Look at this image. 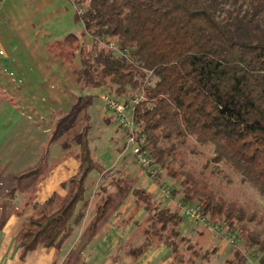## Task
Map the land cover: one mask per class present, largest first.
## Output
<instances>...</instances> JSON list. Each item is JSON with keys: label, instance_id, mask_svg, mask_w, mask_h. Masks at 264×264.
I'll use <instances>...</instances> for the list:
<instances>
[{"label": "trees", "instance_id": "trees-1", "mask_svg": "<svg viewBox=\"0 0 264 264\" xmlns=\"http://www.w3.org/2000/svg\"><path fill=\"white\" fill-rule=\"evenodd\" d=\"M72 2L84 32L50 45V54L68 66L79 59L72 70L82 92L102 89L118 101L142 96L134 123L137 138L158 170L156 181L170 184L174 200L197 207L211 224L222 225L224 235L232 233L243 240L247 252L264 264V230L251 228L263 221L256 211L226 198L212 181L226 168L264 200V0ZM86 36L92 45L87 51L81 46ZM91 101L90 96H80L70 112L56 120L50 146L85 108L87 122L76 139L80 166L63 184L64 197L55 194L33 206L35 214L17 238L23 256L38 248L60 250L86 219L95 193L99 201L90 228L94 233L114 205L113 196L105 192L113 188L120 195L126 189V176L111 179L121 174L119 168L108 173L95 192L88 187L97 160L91 148ZM200 147L211 148L212 156L202 170H196L188 158ZM132 197L135 211L147 214V225L129 257L136 261L150 247L163 244L174 264H197L199 257L204 264L211 263L217 249L200 256L198 243L179 231L183 222L179 211L156 201L144 188H134ZM179 243L188 247L181 249ZM184 252L190 253L187 260L180 256ZM234 257L235 264L249 262L240 251Z\"/></svg>", "mask_w": 264, "mask_h": 264}, {"label": "rangeland", "instance_id": "rangeland-1", "mask_svg": "<svg viewBox=\"0 0 264 264\" xmlns=\"http://www.w3.org/2000/svg\"><path fill=\"white\" fill-rule=\"evenodd\" d=\"M77 11L78 9L73 4L72 0H0V175L14 159L18 160L13 162L12 166L9 168L13 170L12 172L20 173L24 167H26L25 169H27V171L32 170L33 166H31V164L36 160L35 158L37 155L32 157L31 152L40 151L39 155H41V151H47L46 148L44 149V144L46 143V139L44 138L47 136L44 132L55 130V120L70 112L72 106L77 102L80 96H90L92 100V107L88 112L91 114V124L94 126V130L91 132V143L92 147L97 149V151H95L97 168L89 177L88 184L90 186L97 180L101 172L106 171L107 168L116 166L119 157L118 151L127 144L125 132L114 122L113 115L104 105L102 96L105 94V91L102 89H93L82 92L76 85L74 73H72L71 76L72 86L67 85V94L71 102H67L62 110L57 111L50 110L51 107L48 106H52V104L39 105V107L35 109L41 114V119H45V123L41 124L43 129L40 137L41 139H33L34 136L38 135L32 134L22 139V135L17 133L19 129V120L24 113L26 115L28 112V110L23 107L19 96L24 97L31 95L33 93L30 91L31 87L35 89L41 87L39 89L42 90L40 91L41 94H46V92H43L44 89L39 82L42 80L41 70L48 67L47 63L50 60L49 55H51L49 52L50 45L59 40H63L71 33L81 35L84 32L83 22L77 19ZM84 41L85 45L81 44V46L87 51L92 46L89 36L84 37ZM76 66H79V59L76 64L73 66L69 65L68 67L73 69ZM59 88L60 87H58V89ZM38 94L39 91L36 93V97ZM93 108L94 112H92ZM84 109L85 108L77 115L73 121L74 124L72 127L66 130L64 138L58 140L59 144L56 145V151H58L57 155H59V152H62L64 148H66L67 151L71 148L72 152H77L76 139L87 122L86 118H84ZM98 112L99 115H97ZM102 114L103 117H109L105 125L101 122ZM62 143H65V146L62 145ZM125 154L131 164L127 165V167L130 166L134 168L131 172H141V167L136 164L137 160L131 153V150H127ZM211 156V148L200 147L199 153L191 155L188 158V162L196 170H202L205 164L211 159ZM212 167L213 166H211V168ZM49 168L50 166L46 167V172ZM222 170V173H217L218 175L216 174L217 176L215 175L214 178H212L215 186L221 190L226 198L241 202L251 212L256 211L258 220L261 219L263 222L260 225L253 224L251 228L264 230V200L254 188L243 183L238 175L226 168ZM111 171L112 170H110V172ZM123 176H126L127 182L123 184L126 185L123 194L118 195L120 198H123L125 195L132 196V191L134 189V185L131 184L132 179H130L129 172H124L122 170L119 175L116 173L113 174L111 179H123ZM111 179L110 181H112ZM1 181L3 183L9 180L8 178L6 180L0 178V182ZM16 184L15 181H10V187L4 186L2 189L4 191H10L13 187H17ZM168 186H170V184H168ZM110 189L111 188L105 193L115 194L113 192L111 193ZM160 195L162 194L156 193V198L154 197V199H159ZM118 204L119 201H116L115 205H112V209L116 213L119 208ZM179 212L182 214L180 209ZM144 225H147L146 220L144 221ZM203 229L211 231L200 223L183 215V222L179 227V231L183 237L191 238L193 244L198 243L197 250L200 252V256L204 255L207 251H212V248H205L206 242L199 239V235L196 234L197 231ZM193 232H195L194 236L190 235ZM212 243H214V246H225L224 248L226 250L221 254V257L220 255L218 257H215V254L212 255V257H210L211 264L215 262L217 264H226L225 261L229 259L230 255L231 257L229 260L234 259L232 263L235 264L236 260L234 254L236 251L248 255V264H258V259L252 257L250 253L247 252L245 242L238 237L235 245L228 242V234L224 235L223 238L214 239ZM179 247L185 249L188 247V244L179 243ZM200 247H202V250ZM181 255L187 260L190 253L184 252V254L182 253L180 256ZM203 261L202 257L196 260V262L200 263Z\"/></svg>", "mask_w": 264, "mask_h": 264}, {"label": "crops", "instance_id": "crops-1", "mask_svg": "<svg viewBox=\"0 0 264 264\" xmlns=\"http://www.w3.org/2000/svg\"><path fill=\"white\" fill-rule=\"evenodd\" d=\"M49 56L48 67L41 70L42 80L39 82L44 89L43 92H46V94H41L40 91L42 90H39L41 87L39 89L31 87L30 91L33 92L31 95L19 96L23 107L28 110L27 114L25 115L24 113L18 122L19 129L17 133L22 135V139H25L30 134L38 135L34 136L33 139L41 137L43 130L41 124L45 123V119H41V114L35 110L39 105L52 104V106H48L51 107L50 110L57 111L62 110L67 102H71L67 94V85L72 86L73 84L71 83L73 70L59 58L52 55ZM58 87L60 88L58 89ZM38 91L39 94L36 97ZM92 112H94V108ZM97 115H99V112ZM107 119L109 117L101 115V122L104 125ZM93 130L94 126L92 132ZM53 132L54 130L44 132V134H47L44 138L46 139L44 149L46 148L49 151L43 150L41 151V155H39L40 151L31 152L32 157L37 155L36 160L31 164L33 166L32 170L27 171L26 167H24V171L22 170L20 173L12 172L13 170L9 168L13 162L18 160L14 159L0 175L2 180L3 178L5 180L8 178L9 180L8 182H0V264H174L170 250L163 244L150 247L136 261L128 256L127 253H129L131 247L136 246L142 239V232L145 226L144 221L147 220V214L144 210L135 211L132 196L125 195L123 198H120L113 188L110 189V192L115 193L111 194L115 199L114 205L116 201H119L117 213L113 209H110L106 217L99 222L94 233L90 232V228L95 217L93 210L99 201L98 197L95 198V193L92 197L86 219L60 250L38 248L23 256L17 238L23 230L27 219L35 214L33 206L43 205L55 194L64 197L66 190L63 189V184L70 181L77 174L80 166L75 157L76 154L71 151V148L68 151L64 148L57 155L56 145L59 144L58 141L51 146L49 145ZM62 145L65 146V143H62ZM91 148L97 151L96 148L92 147V143ZM121 149L118 151L119 157L116 166L107 168L106 171L101 172L97 180L91 186L88 184V187L95 192L105 181V176L110 173V170L113 171L118 168L121 170L123 168L124 172L130 173L131 184L134 185V188L147 189L153 193L154 197L156 193L161 194L159 183L151 182L142 169L139 173L131 172L134 168L127 167L130 164V160L125 154L126 151L121 153ZM125 161L126 163H124ZM47 166H50V168L46 172ZM34 171H39V173L19 180L22 175ZM10 181H15L17 187H13L10 191H4L2 188L4 186L9 188ZM156 200L179 211L177 200H166L162 195ZM194 234L195 232L190 235L194 236ZM196 234L199 235V239L206 242V249H217L215 257L222 256L221 254L226 250L225 246H214V243H212L214 239L223 238L222 235L207 231L206 229L197 231ZM197 264H204V262H197ZM214 264L217 263L215 262Z\"/></svg>", "mask_w": 264, "mask_h": 264}, {"label": "built area", "instance_id": "built-area-1", "mask_svg": "<svg viewBox=\"0 0 264 264\" xmlns=\"http://www.w3.org/2000/svg\"><path fill=\"white\" fill-rule=\"evenodd\" d=\"M109 47L118 51L114 44L109 45ZM142 98L143 97L141 96L132 98L128 101H118L111 97L108 93H105L102 96L105 107L113 115V119L115 120L114 122L125 132L127 136L125 151L130 149L131 153L135 156L138 165L144 171L147 178L153 183H158L156 181L158 170L153 166L154 161L148 150L142 147L143 140L141 138H137L136 135L137 132L134 123V111ZM159 188L164 199L173 200L170 186H168L166 183H159ZM177 206L185 217L200 223L214 233L218 235H223L226 233V230L222 225L211 224L197 207L184 202H178ZM227 234L228 242L232 245H235L237 243V236L232 233Z\"/></svg>", "mask_w": 264, "mask_h": 264}]
</instances>
